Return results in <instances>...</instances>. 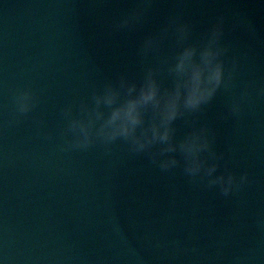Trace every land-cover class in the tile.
Segmentation results:
<instances>
[{"label": "water", "instance_id": "95a60500", "mask_svg": "<svg viewBox=\"0 0 264 264\" xmlns=\"http://www.w3.org/2000/svg\"><path fill=\"white\" fill-rule=\"evenodd\" d=\"M136 6L0 0V264H264V100L223 119L218 94L198 121L224 153L219 170L249 175L228 198L123 144L61 150V108L119 73L139 77L138 44L169 15L189 19L197 36L223 15L238 81L264 83V0H153L139 30L115 31ZM20 88L39 102L16 120Z\"/></svg>", "mask_w": 264, "mask_h": 264}, {"label": "clouds", "instance_id": "9594fccd", "mask_svg": "<svg viewBox=\"0 0 264 264\" xmlns=\"http://www.w3.org/2000/svg\"><path fill=\"white\" fill-rule=\"evenodd\" d=\"M152 4L137 0L136 7L113 22V29L139 30ZM225 34L223 15L199 36L189 19L169 15L138 44L139 77L119 73L93 87L86 98L61 108V150L86 151L99 144L111 152L114 145L123 144L162 173L179 170L190 183L216 189L224 198L240 191L250 183L248 173L219 170L224 153L216 150L209 125L198 122L218 94L227 96L223 119L239 118L256 100H264V83L238 81L240 58L229 57ZM12 99L16 120L39 102L31 88L16 89Z\"/></svg>", "mask_w": 264, "mask_h": 264}]
</instances>
